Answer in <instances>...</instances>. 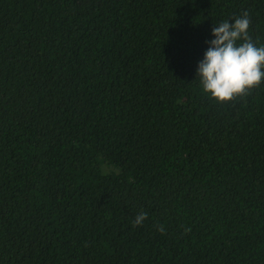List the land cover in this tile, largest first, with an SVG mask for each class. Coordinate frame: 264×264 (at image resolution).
<instances>
[{"label": "trees", "instance_id": "16d2710c", "mask_svg": "<svg viewBox=\"0 0 264 264\" xmlns=\"http://www.w3.org/2000/svg\"><path fill=\"white\" fill-rule=\"evenodd\" d=\"M244 11L264 45V0H0V264H264V81L197 77Z\"/></svg>", "mask_w": 264, "mask_h": 264}, {"label": "clouds", "instance_id": "9594fccd", "mask_svg": "<svg viewBox=\"0 0 264 264\" xmlns=\"http://www.w3.org/2000/svg\"><path fill=\"white\" fill-rule=\"evenodd\" d=\"M251 19L248 11L234 19L214 23V39L198 64L197 77L202 90L218 102H230L247 97L264 81V45L256 46L250 35ZM140 212L132 221L133 227L142 226L147 219ZM158 231H165L163 225ZM190 231V229L185 230Z\"/></svg>", "mask_w": 264, "mask_h": 264}]
</instances>
